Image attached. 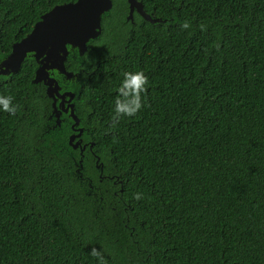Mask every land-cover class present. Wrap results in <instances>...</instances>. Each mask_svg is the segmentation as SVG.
Masks as SVG:
<instances>
[{
    "label": "trees",
    "instance_id": "trees-1",
    "mask_svg": "<svg viewBox=\"0 0 264 264\" xmlns=\"http://www.w3.org/2000/svg\"><path fill=\"white\" fill-rule=\"evenodd\" d=\"M74 1L0 0V58ZM139 1L176 22L131 24L113 0L83 64H66L85 71L88 181L69 128L43 135L36 63L0 78V264H264V0ZM141 71V108L114 119L124 74Z\"/></svg>",
    "mask_w": 264,
    "mask_h": 264
},
{
    "label": "water",
    "instance_id": "water-1",
    "mask_svg": "<svg viewBox=\"0 0 264 264\" xmlns=\"http://www.w3.org/2000/svg\"><path fill=\"white\" fill-rule=\"evenodd\" d=\"M127 4V20L131 24H134V12L153 25L176 22L175 18H155L148 15L139 0H127ZM112 5L113 0H75L56 5L40 16L29 34L12 44L9 54L0 58V78L3 79L16 74L27 60L36 63L31 84H42L46 97L51 101V111L44 124L43 135L54 132L57 128H69L71 134L67 143L73 150H78L80 155L74 172L80 182L85 179L82 173L83 152L87 146L93 148L94 143H83L82 137L89 130L82 126L75 108L85 71H68L66 64L75 60L83 64L88 46L101 35L102 21L109 14ZM89 187L90 190L85 192L86 196L92 194L91 183Z\"/></svg>",
    "mask_w": 264,
    "mask_h": 264
},
{
    "label": "clouds",
    "instance_id": "clouds-1",
    "mask_svg": "<svg viewBox=\"0 0 264 264\" xmlns=\"http://www.w3.org/2000/svg\"><path fill=\"white\" fill-rule=\"evenodd\" d=\"M124 76L125 79L120 89L123 98L116 101V116L114 119H119L121 115L134 116L136 114L142 106L141 93L146 92V85L148 84V78L142 71L135 74L125 73ZM0 102H3L5 111H13L9 108L7 100ZM135 198L140 199L141 197L137 194ZM90 255L101 257V253L95 248L91 250ZM102 264H105V262L102 261Z\"/></svg>",
    "mask_w": 264,
    "mask_h": 264
}]
</instances>
